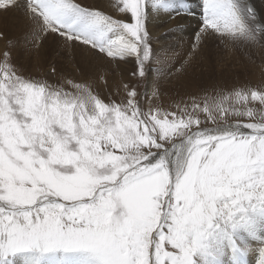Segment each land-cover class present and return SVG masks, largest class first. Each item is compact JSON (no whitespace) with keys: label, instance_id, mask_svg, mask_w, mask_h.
I'll return each mask as SVG.
<instances>
[{"label":"snow or ice","instance_id":"snow-or-ice-1","mask_svg":"<svg viewBox=\"0 0 264 264\" xmlns=\"http://www.w3.org/2000/svg\"><path fill=\"white\" fill-rule=\"evenodd\" d=\"M197 9L187 49L157 53L150 20ZM13 10L37 55L62 38L76 75L27 77L0 32V264H264V81L162 102L213 42L264 55L253 0H0Z\"/></svg>","mask_w":264,"mask_h":264},{"label":"bare ground","instance_id":"bare-ground-1","mask_svg":"<svg viewBox=\"0 0 264 264\" xmlns=\"http://www.w3.org/2000/svg\"><path fill=\"white\" fill-rule=\"evenodd\" d=\"M99 6L102 0H86ZM199 0H193L197 5ZM258 12L264 15V0H253ZM199 9L197 16L185 18L177 28L175 24H168L165 16L152 18L150 27L157 36L154 47L157 53L169 47H178V51L187 49L192 37L199 31ZM0 32L6 34L12 41L13 61L22 64L23 68L39 72V69H51L52 66L61 70L65 75H76L71 68L68 57L63 48V40L57 36H50L45 42L39 54L32 50L35 40L33 26L21 12L13 10L0 14ZM4 42L0 41V50L4 48ZM251 54V53H249ZM253 59L255 64H249L248 57L241 50L221 53L216 43H211L206 50L202 60L194 67H190L186 73L178 74L174 80L163 88L167 93L162 101L165 106L177 97H184L186 94H201L200 89L206 87L211 81H226L229 85L240 83L245 78H264V55L259 50L254 51ZM75 60L84 69L85 78H95L96 73L91 69L98 64V58L89 55L82 48L75 52ZM120 70L127 78L129 71H133L134 62L121 64ZM77 78H80L77 76ZM154 78V72L149 73V80Z\"/></svg>","mask_w":264,"mask_h":264},{"label":"rangeland","instance_id":"rangeland-1","mask_svg":"<svg viewBox=\"0 0 264 264\" xmlns=\"http://www.w3.org/2000/svg\"><path fill=\"white\" fill-rule=\"evenodd\" d=\"M13 63L15 64V66L17 67V69H19L21 72H23L27 77H30L34 80H47L49 83H56L60 80V75H65L61 70L57 69V74H53L51 72V69L49 67H47L48 70L46 69H39V72L36 71H31V70H27L25 68H23L22 64H18L16 62L13 61ZM54 66H52L51 68H53ZM261 81H264V78L262 80L257 79H250L247 80V78H245L243 81H241L240 83H232L230 86H236L239 87L240 85H242L243 83H251V84H257L260 83ZM141 92L145 91L144 87H141L140 89Z\"/></svg>","mask_w":264,"mask_h":264}]
</instances>
